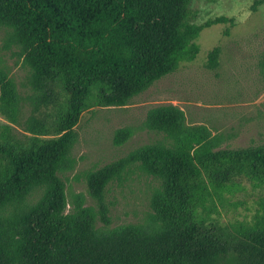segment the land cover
<instances>
[{"label":"trees","instance_id":"16d2710c","mask_svg":"<svg viewBox=\"0 0 264 264\" xmlns=\"http://www.w3.org/2000/svg\"><path fill=\"white\" fill-rule=\"evenodd\" d=\"M191 1L0 0V24L20 46L32 87L56 107L48 126L34 121L25 140L12 139L8 125L0 131V264H264V195L248 221L222 224L217 207L243 179L264 188V143L215 149L208 127L185 124L172 104L144 120L163 140L87 174L96 210L77 197L66 212L58 172L82 112L127 104L193 60L203 28L233 21L192 23ZM219 55V47L208 51V69L219 67ZM260 67L264 76V56ZM0 113L10 122L18 115L14 83L1 67ZM133 133L118 128L113 143ZM132 163L158 180L152 212L144 223L108 227L107 185Z\"/></svg>","mask_w":264,"mask_h":264},{"label":"rangeland","instance_id":"374dc122","mask_svg":"<svg viewBox=\"0 0 264 264\" xmlns=\"http://www.w3.org/2000/svg\"><path fill=\"white\" fill-rule=\"evenodd\" d=\"M255 0H192L189 21L200 24L217 16L232 22L203 28L195 42L199 52L193 60L151 83L123 106L84 110L74 126L75 138L58 172L65 182L66 212L80 197L84 205L96 210L87 192L89 172L126 157L136 148L163 140V134L144 126L147 112L160 105H175L183 110L185 124L205 125L215 149H234L264 143V76L259 63L264 56V3L253 9ZM220 48L219 67H206L207 53ZM0 67L12 79L18 96V115L10 122L0 113V131L8 125L12 139L25 140L34 121L43 129L54 113L53 100H43L30 82V70L22 60L20 46L11 30L0 24ZM132 127L133 135L121 145L113 143L118 128ZM158 180L141 165L132 163L107 185L105 201L111 219L108 227L144 223L150 213V200ZM264 195L246 179L239 188L224 193L217 204L222 224L249 220ZM101 225V222H98Z\"/></svg>","mask_w":264,"mask_h":264}]
</instances>
